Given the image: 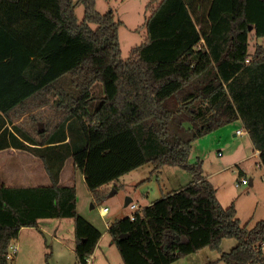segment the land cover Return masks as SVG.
<instances>
[{"label":"trees","instance_id":"16d2710c","mask_svg":"<svg viewBox=\"0 0 264 264\" xmlns=\"http://www.w3.org/2000/svg\"><path fill=\"white\" fill-rule=\"evenodd\" d=\"M96 3L0 0V149L28 150L50 179L0 185V264H8L22 227L48 217L73 219L76 264H87L102 232L79 213L76 186L60 184L68 159L97 200L149 162L191 173L190 183L163 193L134 219L109 225L126 264H171L207 247L221 250L225 238L237 243L207 264H264V219L243 224L235 203L219 200L203 161H189L198 138L241 120L264 166V43L250 50L252 36L264 39V0H159L146 18V39L125 59L123 21ZM65 74L77 95L55 84ZM43 89L65 114L35 136L10 112Z\"/></svg>","mask_w":264,"mask_h":264},{"label":"rangeland","instance_id":"374dc122","mask_svg":"<svg viewBox=\"0 0 264 264\" xmlns=\"http://www.w3.org/2000/svg\"><path fill=\"white\" fill-rule=\"evenodd\" d=\"M158 1L97 0L98 11L112 10L115 18L123 21L119 28L122 58H128L132 47L146 39V17ZM75 12L78 20L81 21L84 17V6L78 3ZM91 26L96 27V24L91 23ZM256 42L264 43V39L252 36L251 51L255 49ZM55 84L64 86L75 95L78 94V90L70 85L69 74L59 78ZM97 85L99 87H95L94 91H98L102 83L99 82ZM54 99L55 94L52 91L43 89L28 98L24 106H16L11 111V117L15 123L35 136L38 134L40 125L43 130H52L65 114L63 110L56 107ZM234 123L241 125L236 121L229 124ZM229 124L198 138L193 144L189 161L191 163L198 159L203 161V172L210 174L211 179L219 187L218 192L224 204L228 205L233 201L238 210L237 215L243 224L248 223L249 227H252L257 221L264 219V166H258L261 160L257 154H253L248 133L234 134ZM225 142H229L228 145H225ZM219 151H222L223 155H219ZM246 155L249 156L244 158ZM71 163L72 160L69 159L64 173ZM75 172L79 189L78 211L87 220L95 223L102 232L91 256L92 264H126L121 251L112 241L108 227L115 220L129 216L133 211L130 205L126 204L128 196L142 208L160 198L163 193L179 186H186L192 179L191 173L180 166L164 165L160 169H155L153 163L149 162L121 176L117 183L118 189L114 184L109 185L105 197L97 200L83 180L81 170L78 169ZM44 177L43 183L49 184L46 172ZM243 177L252 178L253 183L237 186L236 182ZM67 182L61 176V183L67 184ZM102 206H107L109 211L102 213L100 210ZM19 237L12 241L18 250L14 258L8 260V264H76L73 248L75 229L72 218H42L39 227L24 226ZM236 243L235 238H225L222 241L221 250L207 247L180 257L171 264H207L219 259L223 251H230ZM218 264L228 263L219 261Z\"/></svg>","mask_w":264,"mask_h":264},{"label":"crops","instance_id":"0c3cea01","mask_svg":"<svg viewBox=\"0 0 264 264\" xmlns=\"http://www.w3.org/2000/svg\"><path fill=\"white\" fill-rule=\"evenodd\" d=\"M11 113L12 112H10V116H11ZM236 122L237 123L239 122L241 125L240 126L235 125V123L229 124V126H230L229 128L231 130H233L234 134H239V133H237L238 129H242L243 133L247 132V130L244 128L241 120H237ZM10 127H11V125H10ZM248 136H249L248 140L253 146V151H254L253 154H257L259 156L260 151L258 149H256L255 146L253 145L249 133H248ZM228 143L229 142H225V145H228ZM219 152H221V155H223L222 151H219ZM219 152H218V154H219ZM247 156H249V155L244 156V158ZM67 161H66V163H67ZM66 163H65V165L61 171V176H62V178H65V180L68 182H67V184H62L61 183V176H60V184H62V185H75L77 188V199H78L79 189H78L77 181L75 180V173H76L75 171L78 169L74 166L73 161H72L68 170L66 171V173H64L65 168H66ZM44 172H46V169L44 167L42 160L40 158L36 157L35 155H33L28 150L18 149V148H15L13 146L0 149V185L4 184L7 186H18V187L19 186L24 187V186L46 185L43 183V181L45 179ZM81 173L83 176V180H85L84 173L82 171H81ZM204 176L206 178H208L214 184V186L217 189V196H218L219 200L221 201V203L223 205H225L224 201L222 200V198L218 192L219 187L214 182V180L211 179V175L210 174H204ZM48 178H49V176H48ZM263 178H264V176H263ZM249 181H250V183H253L252 178H250ZM190 182H191V180H190ZM49 183H50V179H49ZM182 187H184V186H179L175 189H179ZM132 200H133V198H132ZM230 204H228V205H230ZM237 212H238V210H237ZM41 221H42V218L39 220V225L41 224ZM91 223L96 226L95 223H93V222H91ZM23 228L24 227L21 228L20 232L23 230ZM74 247H75V243H74L73 248Z\"/></svg>","mask_w":264,"mask_h":264},{"label":"built area","instance_id":"2783aa9c","mask_svg":"<svg viewBox=\"0 0 264 264\" xmlns=\"http://www.w3.org/2000/svg\"><path fill=\"white\" fill-rule=\"evenodd\" d=\"M248 60H249V58H247V61ZM237 133L242 134L243 133V130L242 129H238L237 130ZM219 155H221V152H219ZM260 165H262V163H258V166H260ZM249 183H250L249 179L246 178V177H243V178L239 179L236 182V185L237 186H241L243 184H249ZM129 205H130V207L133 210L129 216L131 217V219H134L136 212L139 211L141 208L138 207L137 206V203L134 202L133 200H131V202H129ZM100 210H101L102 213H106V212L109 211V208L107 206H103V207L100 208ZM17 250H18L17 249V246L16 245H13L11 243L10 246H9V251H8V253L6 255L7 259L9 260V259L14 258V254H16ZM91 263H92L91 256H89L87 258V264H91Z\"/></svg>","mask_w":264,"mask_h":264},{"label":"water","instance_id":"95a60500","mask_svg":"<svg viewBox=\"0 0 264 264\" xmlns=\"http://www.w3.org/2000/svg\"><path fill=\"white\" fill-rule=\"evenodd\" d=\"M42 130H43L42 125H40V129H39V131H42ZM131 200H132V197L128 196V197L126 198V204H129V202H131ZM125 236H127V235H125Z\"/></svg>","mask_w":264,"mask_h":264}]
</instances>
